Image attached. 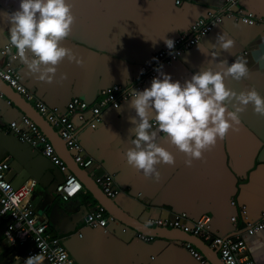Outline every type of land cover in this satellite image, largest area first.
I'll return each mask as SVG.
<instances>
[{"label": "crops", "instance_id": "0c3cea01", "mask_svg": "<svg viewBox=\"0 0 264 264\" xmlns=\"http://www.w3.org/2000/svg\"><path fill=\"white\" fill-rule=\"evenodd\" d=\"M178 1L68 0L75 23L62 46L71 49L83 65L77 66L65 58L51 84L38 80L20 58L14 65L27 89L47 105L62 108L74 96L91 103L100 89L111 84L127 85L137 79L141 64H153L152 52L165 45L163 38L172 40L186 33L193 21L204 17L208 10H218L227 0ZM236 1V6H243L264 20V0ZM19 2L0 0V13L16 11ZM9 28L10 24L0 17V47L9 39ZM222 33L235 42L228 51H222L219 44L212 46ZM28 55L31 58V53ZM236 58L247 61L249 76L241 81L226 79V87L237 93L255 88L264 97V29L259 25L223 20L163 72L171 75L173 82L183 84L200 70L217 71L220 62L226 60L230 65ZM64 74L67 79L61 80ZM152 80L141 91L150 88ZM20 99L0 82V161L7 159L6 178L14 187L30 178L36 180L30 195L34 211L47 219L48 232L61 238L77 264H199L180 240L158 236L151 241L137 239L132 227L118 221L111 222L105 232L85 225L87 214L97 203L93 194L84 188L70 199L61 200L55 191L62 180L57 166L9 130V122L21 119L22 109L18 106L26 108ZM130 100L103 112L100 122L92 126L86 123L92 119L88 111L84 121L75 115L71 117L80 143L94 160L85 172L91 178L113 172L121 192L111 200L119 209L146 225L148 219L171 216V212H185L191 221L207 215L211 233L219 236L232 235L243 226L242 222L233 224L229 219L240 205L246 206L249 220L260 216L264 210V117L256 115L251 105L240 113L238 130H230L223 140L218 139L215 147L205 151L203 158L194 160L191 166H186L185 154L158 133L157 144L174 156L175 165H158L160 179L156 181L137 173L124 158V153L134 147L130 143L133 137L129 129L133 125L129 121L136 113ZM234 104L235 101L229 103L230 110H235ZM152 130H156V125ZM57 140V145L51 142L55 151L66 165L69 162L75 167L72 151L61 139ZM5 226L6 219L0 215V264H20L16 255H21L24 247L8 246L3 239ZM123 227L125 231L121 230ZM81 229L79 237L77 232ZM199 239L211 256L215 252L218 257L207 241ZM245 241L248 256L255 264H264V229L245 236ZM42 264L48 263L43 260Z\"/></svg>", "mask_w": 264, "mask_h": 264}, {"label": "built area", "instance_id": "2783aa9c", "mask_svg": "<svg viewBox=\"0 0 264 264\" xmlns=\"http://www.w3.org/2000/svg\"><path fill=\"white\" fill-rule=\"evenodd\" d=\"M178 2L176 0V3ZM236 4V0H227L218 10H208L204 17L197 18L191 23L186 33L179 34L173 39L175 42L174 52L178 55H170V50L167 47L155 50L153 64L142 66L141 74L137 79L124 86L111 84L100 89L97 99L91 103L74 96L66 102L64 109H60L41 101L27 89L17 67L13 64L19 56L16 49L10 45V39L0 47V80L23 99L32 103L35 110L57 132L66 148L72 151L71 156L74 163L88 171L94 160L87 155L81 145L78 138L79 132L71 117L75 115L79 120L84 121V114L88 111L91 113L92 119L86 123L90 126L94 125L100 121L103 112L117 109L123 101L129 99L132 89L141 91L143 86L157 74L154 69L159 64L164 66L176 61L183 51L199 43L201 37L211 31L223 18H233L246 25H259L264 29L263 19L257 17L252 11L236 6ZM152 123L156 125L155 121ZM7 126L17 139L40 150L41 154L57 166L63 174L62 180L55 186V191L61 200L66 201L79 191L84 190L81 181L73 172L68 171L66 163L57 154L51 141L34 120L29 116L21 115L19 122L11 121ZM7 170V159H3L0 161V215L6 217V226L3 231L4 241L10 247H24L23 253L16 256V258H20L17 263L25 264L27 257L40 254L48 264H77L62 245L61 238L50 235L47 230V219L38 216L34 211L30 195L36 180L30 178L20 186L14 187L6 178ZM92 180L108 198L115 197L121 192V188L114 180L113 173L102 172L94 175ZM230 204L234 206L235 202L231 200ZM229 219L233 224L242 222L243 226L237 228L234 234L223 236L211 233L207 215H202L191 221L185 212H176L172 216L150 218L146 223L148 226L156 228L177 229L207 241L210 247L217 251L222 264H255L247 254L245 236L255 235L264 229V210L258 218L249 220L246 206L240 205L239 211L231 215ZM113 221V215L107 213L103 205L95 203L92 211L87 214L85 225L106 230ZM121 230L125 231V227ZM133 235L144 241L153 239L152 235L140 231H135ZM184 246L200 264H206V260L199 250L190 243H185Z\"/></svg>", "mask_w": 264, "mask_h": 264}, {"label": "clouds", "instance_id": "9594fccd", "mask_svg": "<svg viewBox=\"0 0 264 264\" xmlns=\"http://www.w3.org/2000/svg\"><path fill=\"white\" fill-rule=\"evenodd\" d=\"M0 17L10 24V45L38 80L53 83L57 67L65 58L77 66L83 65L71 49L62 46L75 23L68 0H20L16 11L0 13ZM163 40L169 54L178 55L174 52L175 42ZM234 43L227 33H222L212 46L215 48L219 44L222 51H228ZM218 68L217 71L200 70L181 84L173 82L171 75L165 74L163 65L159 64L154 69L159 75L153 78L150 88L132 89L130 107L136 117L130 118L133 127L129 134L134 147L124 153V158L137 173L159 181L157 166L175 165L174 156L157 144L158 133L162 134L160 138L185 154V164L191 166L194 160L203 158L205 151L215 147L218 139L223 140L230 130H238L240 113L249 105L256 115L264 117V97L255 88L237 93L225 84L226 79L241 81L249 76L247 61L236 58L229 65L224 60ZM60 79L66 80L67 75H61ZM232 101H235V110L229 109ZM152 121H155L156 130H152ZM43 259L42 255L35 254L27 257L25 264H42Z\"/></svg>", "mask_w": 264, "mask_h": 264}, {"label": "water", "instance_id": "95a60500", "mask_svg": "<svg viewBox=\"0 0 264 264\" xmlns=\"http://www.w3.org/2000/svg\"><path fill=\"white\" fill-rule=\"evenodd\" d=\"M243 7V6H241ZM244 8V7H243ZM245 9V8H244ZM253 12V11H252ZM254 13V12H253ZM257 17H258V14L254 13ZM223 20H231V21H234L236 23H241L243 25H245L244 23L242 22H239V21H235L233 18H224ZM223 20L218 23L217 25L221 24L223 22ZM258 27V26H256ZM206 35V34H205ZM204 35V36H205ZM177 37V36H176ZM173 40V39H172ZM163 47H166V45H163L162 47H159V48H156L155 50L157 49H160V48H163ZM154 50V51H155ZM154 51L152 52V57H153V53ZM16 61V60H15ZM14 61V62H15ZM13 62V64H14ZM145 64V63H144ZM143 64L140 65V69L142 67ZM169 65V64H167ZM167 65H164L163 66V69L167 66ZM18 70V69H17ZM19 72V71H18ZM20 74V73H19ZM158 75V73L154 76L156 77ZM153 77V78H154ZM152 78V79H153ZM22 79V78H21ZM150 79V80H152ZM23 80V79H22ZM149 80V81H150ZM148 81V82H149ZM0 82L5 86L7 87L11 93H13L14 95H16V97L18 99H20L21 97L20 96H17L18 94H15L13 92V90L6 84L4 83L2 80H0ZM147 82V83H148ZM121 85H124V84H121ZM145 86V85H144ZM143 86V87H144ZM20 97V98H19ZM22 99V98H21ZM20 99V100H21ZM131 99V98H129ZM9 101V99H8ZM22 104L26 107V108H21V106H18L20 109H22V113L21 115H24V114H27L28 113V116L34 120L36 122V124L39 126V128L45 133V135L47 136V138L55 145H57V139H60V137L58 136L57 132L45 121V119L35 110L34 107H32L31 104L27 103L24 99L21 100ZM49 106H56V105H49ZM58 107V106H57ZM60 109H64V107H59ZM28 111V112H27ZM20 115V116H21ZM102 118L100 117V120ZM100 121H98L97 123H99ZM95 123V124H97ZM94 124V125H95ZM82 145V144H81ZM84 148V147H83ZM85 150V148H84ZM68 157L69 154H67ZM68 163V171L69 172H73L77 177L78 179L81 181L82 185L84 188H86L89 192H91L94 196V198L96 199L97 203L103 205L107 211V213L113 215L114 217V221H118V222H121L123 224H127L128 226L132 227L133 230V234L135 231H140V232H143V233H146V234H149V235H152V236H158V237H169V238H173V239H177V240H180V242H183V243H190L191 245L195 246L200 252L201 254L208 260H206V264H222L221 261L219 260V258L217 257L216 253L214 252L211 256V253H209L208 251V248L206 247V245H204L202 243V241L196 237V236H192L188 233H185V232H182L180 230H177V229H167V228H156V227H151V226H148L146 224H141L139 221H136L132 216L130 215H126L124 211H122L121 209H119L113 202H112V198H108L107 196H105L101 190L95 185V183L93 182L92 178L90 177V175L88 173L85 172V170H83L82 168H80L79 166H77L76 163H74L75 167H71L69 165V162ZM109 173H113L111 171H107ZM62 174V173H61ZM62 177H63V174H62ZM231 201V199H230ZM176 213V212H175ZM171 216L173 215V213L171 212L170 213ZM96 229H99L103 232H105V230H102L100 228H96ZM77 235L80 237L82 235V229L79 230L77 232ZM199 263V262H198ZM200 264V263H199Z\"/></svg>", "mask_w": 264, "mask_h": 264}, {"label": "bare ground", "instance_id": "6f19581e", "mask_svg": "<svg viewBox=\"0 0 264 264\" xmlns=\"http://www.w3.org/2000/svg\"><path fill=\"white\" fill-rule=\"evenodd\" d=\"M223 19H224V18H223ZM223 19H222V20H223ZM122 86H124V85H122ZM127 100H129V99H127ZM127 100H125V101H127ZM125 101H123V102H125ZM123 102H122V103H123ZM160 218H161V217H160ZM5 219H6V217H5ZM159 228H161V227H159ZM167 229H171V228H167ZM62 245H63V244H62ZM14 247H15V246H14ZM64 248H65V247H64ZM16 256H17V255H16ZM72 258H73V257H72ZM19 260H20V258H19V257H18V258H16V262H17V261H19Z\"/></svg>", "mask_w": 264, "mask_h": 264}]
</instances>
